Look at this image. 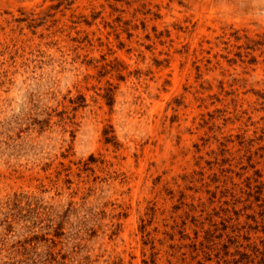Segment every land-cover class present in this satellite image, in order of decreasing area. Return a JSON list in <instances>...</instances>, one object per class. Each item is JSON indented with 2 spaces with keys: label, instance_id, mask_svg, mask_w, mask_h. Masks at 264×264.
<instances>
[{
  "label": "rangeland",
  "instance_id": "374dc122",
  "mask_svg": "<svg viewBox=\"0 0 264 264\" xmlns=\"http://www.w3.org/2000/svg\"><path fill=\"white\" fill-rule=\"evenodd\" d=\"M247 246L261 264L264 0H0V264Z\"/></svg>",
  "mask_w": 264,
  "mask_h": 264
},
{
  "label": "trees",
  "instance_id": "16d2710c",
  "mask_svg": "<svg viewBox=\"0 0 264 264\" xmlns=\"http://www.w3.org/2000/svg\"><path fill=\"white\" fill-rule=\"evenodd\" d=\"M213 233L215 234V232H213ZM208 236H210V237L208 238ZM206 238H207V241L210 242V243L215 239L210 234V231L207 232V237ZM211 238H213V239H211ZM230 240H231L230 245H237L238 244L236 238H232L231 237ZM202 247H204V246H202ZM236 247L237 248H242V246H240L239 244ZM244 249L249 250L250 252L241 253V251H239L238 249L235 250L236 253H235L234 256L239 257L238 261L233 260V261H235L234 262L235 264H251V263H253L252 259L254 260L260 254H262L257 247L247 246V247H244ZM226 264H228V262ZM261 264H264V259L261 262Z\"/></svg>",
  "mask_w": 264,
  "mask_h": 264
}]
</instances>
